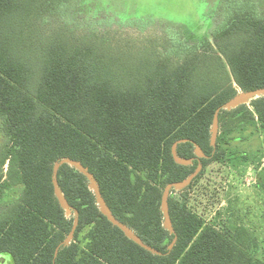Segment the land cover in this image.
<instances>
[{
	"label": "trees",
	"instance_id": "1",
	"mask_svg": "<svg viewBox=\"0 0 264 264\" xmlns=\"http://www.w3.org/2000/svg\"><path fill=\"white\" fill-rule=\"evenodd\" d=\"M123 1L116 8L138 18V0ZM59 2L0 0V254H10L13 264H264L252 230L232 221L221 228L207 223L187 196L211 162L260 160L261 147L240 151L232 143L264 132V96L220 109L214 145L210 131L217 108L240 91L264 88L259 4L221 0L215 16L198 6L189 16L195 25L171 23L177 32L168 40L176 48L160 41L148 56L124 59L118 27L106 32L79 10L78 20L58 18L46 35L44 24L47 29L51 16H61ZM181 139L176 152L193 159L189 165L172 155ZM195 145L206 157L196 155ZM65 157L88 168L114 217L161 254L113 225L86 176L62 164L57 182L72 207L67 215L52 182L54 164ZM199 161L192 181L168 195L171 233L163 224V190ZM256 182L264 193V166ZM75 211L73 238L55 253Z\"/></svg>",
	"mask_w": 264,
	"mask_h": 264
},
{
	"label": "rangeland",
	"instance_id": "2",
	"mask_svg": "<svg viewBox=\"0 0 264 264\" xmlns=\"http://www.w3.org/2000/svg\"><path fill=\"white\" fill-rule=\"evenodd\" d=\"M220 1L191 0L188 7L178 3L169 4L170 0H154L151 4L138 0L135 8L138 18L130 19L126 11L116 8L118 5H125L123 0H60L55 14L60 12L61 16L50 17L47 29V25L44 24L45 34L47 35L51 31L50 28L56 29L57 23L54 22L56 19L72 21L74 18L77 19L76 15L80 11L85 14L86 19L91 18L98 22L100 29L106 30V32H109L112 27L114 29L118 27L122 34H118V37L122 39L118 50L124 59L148 56L160 41L165 42L163 45L165 49L169 48L171 51L176 48L174 41L168 40L177 32L173 24L180 26L179 29L195 25L197 22H191L189 16L201 5L205 8L206 14L215 16ZM255 1L264 11V0ZM150 11L154 13V18ZM77 16L80 18V15ZM110 16L114 18L111 19ZM206 21H209L208 18ZM110 33L112 34V32ZM156 49L162 50L159 45L156 46ZM4 140L0 125V145ZM232 147L240 151H256V148L261 147L260 160L255 163L238 159L211 162L188 188V206L207 223L219 228L231 221L244 224L258 237L260 242L258 256L264 260V193L256 186L257 172L264 166V132H257L248 140L236 139L232 143ZM240 151L236 153V156L241 155ZM181 189V187L175 188V194L178 195ZM0 264H13L11 255L0 254Z\"/></svg>",
	"mask_w": 264,
	"mask_h": 264
},
{
	"label": "water",
	"instance_id": "3",
	"mask_svg": "<svg viewBox=\"0 0 264 264\" xmlns=\"http://www.w3.org/2000/svg\"><path fill=\"white\" fill-rule=\"evenodd\" d=\"M259 96H264V88H258V89L249 90V91H241L240 93H237L234 97L229 99L227 102H225L222 106H220L219 108L216 109V111L214 113V117H213V124H212V127L210 129V131H211V144L212 145L215 144L216 136L218 133V113H219L220 109H231V108H234L240 104H244L246 101L250 102V100L255 99ZM185 141H186V139H181V140L176 141L173 144L172 155H173L174 160L177 163L183 164V165H189L192 163L193 159L181 158L177 155V152H176L177 144L181 143V142H185ZM195 153L198 157H206V155L202 152V150L200 149V147L198 145H195ZM62 164H68V165L74 167L75 169L79 170L81 173H83L86 176V178L88 179V182H89V187L94 192V195H95V198H96V201H97V204L99 206L100 211L108 218V220L113 225H116L117 227H119L127 237L132 239L134 242L139 244L141 247L152 252L153 254H161L160 251H158L155 248L145 244L141 240V238L139 236H137L128 226H126L125 224H123L122 222H120L119 220H117L114 217V215L111 213L109 207L107 206L104 198L101 195L100 188H99V185H98L95 177L88 170V168L83 166L82 163L78 160H74V159L65 157V158H62L61 160L57 161L54 164L52 182H53V186H54L55 196L57 197L60 205L65 209L67 215L71 214L72 207L66 201L64 194L61 191V189L58 185V182H57V171H58V168L60 167V165H62ZM201 169H202V164L199 161L197 164V167L195 168V170L190 175H188L183 180L168 183L163 190L162 198H161V210H162L163 215H164V223L163 224H164V227L166 229H168L171 233L174 232V230H173V227L171 224V220H170V216H169V212H168V205H167V198H168V195L170 193V190L178 188V187L184 188L185 186H187L192 181V179L200 172ZM77 224H78V212L75 211V218H74L72 228H71L69 234L66 236V238L58 244V246L56 247L55 253H57L58 250L62 246L69 244V242L73 238V234H74V231H75ZM174 241H175V239L172 241L169 248L172 246Z\"/></svg>",
	"mask_w": 264,
	"mask_h": 264
},
{
	"label": "flooded vegetation",
	"instance_id": "4",
	"mask_svg": "<svg viewBox=\"0 0 264 264\" xmlns=\"http://www.w3.org/2000/svg\"><path fill=\"white\" fill-rule=\"evenodd\" d=\"M200 1H203V0H200ZM199 13H200V10H199Z\"/></svg>",
	"mask_w": 264,
	"mask_h": 264
},
{
	"label": "crops",
	"instance_id": "5",
	"mask_svg": "<svg viewBox=\"0 0 264 264\" xmlns=\"http://www.w3.org/2000/svg\"><path fill=\"white\" fill-rule=\"evenodd\" d=\"M5 169H6V165H5ZM5 169H4V170H5Z\"/></svg>",
	"mask_w": 264,
	"mask_h": 264
}]
</instances>
